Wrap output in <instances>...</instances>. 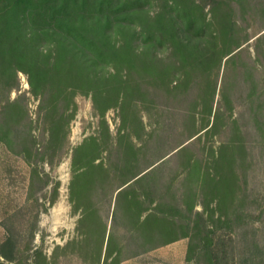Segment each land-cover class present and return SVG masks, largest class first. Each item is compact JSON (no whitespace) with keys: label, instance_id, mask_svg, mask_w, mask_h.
Returning <instances> with one entry per match:
<instances>
[{"label":"trees","instance_id":"trees-1","mask_svg":"<svg viewBox=\"0 0 264 264\" xmlns=\"http://www.w3.org/2000/svg\"><path fill=\"white\" fill-rule=\"evenodd\" d=\"M157 1L0 0V94H7L0 99V143L10 149L21 144L18 152L27 164L52 165L66 152L75 95H91L100 135L72 150L73 211H81L79 223L90 220L96 216L92 207H110L116 194L112 223L120 219L126 226L122 235L112 228L103 249L106 226L100 223L94 264H121L182 238L188 240V264H264V239L255 225L264 222V190L249 193L244 186L240 196L239 181L241 168L252 165L249 143L264 148V85L257 91L244 66L238 71L247 86L241 89L243 111L234 116L229 87L220 92L228 107L213 108L223 62H261L264 33L250 34L247 16L264 12V0ZM18 72L39 99L38 117L48 124L39 146L22 98H7ZM151 85L162 89L164 109L156 106ZM195 88L201 103L183 111ZM69 101L72 114H66ZM110 109L119 110L114 137L105 120ZM221 126L237 136L214 147L208 140ZM241 130L249 139L240 137ZM176 160L181 168L167 185L165 166ZM32 174L46 183L36 168ZM84 242L80 236L56 246L50 258L36 248L29 257L34 264H56L60 254L81 250ZM19 253L18 234L9 231L0 242V264L14 263Z\"/></svg>","mask_w":264,"mask_h":264},{"label":"rangeland","instance_id":"rangeland-1","mask_svg":"<svg viewBox=\"0 0 264 264\" xmlns=\"http://www.w3.org/2000/svg\"><path fill=\"white\" fill-rule=\"evenodd\" d=\"M153 4H158V1L153 0ZM247 24L250 34L258 36L264 33V30L261 29L264 26V12L249 13ZM252 40L250 41L248 52L251 59L254 60V42ZM237 62L238 67L235 64L226 66L224 62L222 63L213 99L214 109L217 107L226 109L228 103L221 97L220 92L224 90L227 93L228 87L229 91L233 89L231 106L233 107L234 116L239 115L243 111L240 103L245 92H241V89L245 91L247 87L245 80L242 79V76L238 75V71L247 66L258 83L257 91H262L264 85V55L261 56V62H246L243 58ZM224 74H227L226 78ZM17 78L18 85L9 93L7 98L10 100L18 96L22 98L28 118L32 121V135L36 139L37 146H39L46 138L47 131H43V128L45 129L48 124L43 118L38 117L37 106L39 99L29 93L26 76L18 72ZM154 89L156 90L154 91ZM150 91H153V94H155L154 101L155 104L157 103L158 109H164L168 104L165 95L162 94V89L152 86L150 87ZM199 93L200 91L195 88L188 101L190 105L185 104L182 109L183 111H186V109L192 110L195 103H201L198 97ZM6 96L7 94H0V99H5ZM71 103L69 101L67 104L68 110L66 114L73 113V103L75 111L66 126V152L52 165L40 162L37 165L33 162L27 164L24 158H22V154L18 152L22 149L21 144L17 143L20 147L12 146L10 149L8 145L0 143V242L8 235L9 231L17 232L20 253L17 256V260L12 264H34L29 255L36 248H41L42 254L50 258L56 246H63L75 239L79 240L80 236L85 239L82 249L80 250L78 247L72 249L71 247L67 250L66 254H60L55 259V262L56 264H94L92 251L96 244L95 239L101 234V224H105L106 226L103 249L112 228L118 235H122L126 229V226L120 219L117 220L115 226L112 223L111 217L115 208L114 199L116 194L113 196L110 207L107 204L101 203L92 207L96 216H93L90 220L88 219L79 223L81 211L79 210L77 213L73 211L74 202H71L69 193L72 150L90 136L100 135L98 132L100 117L93 108L91 95L76 94L73 103ZM197 107L194 110L196 118L199 115L197 111L201 110L200 105ZM118 111V109H110L105 113V120L112 137L116 135L119 126ZM142 120L146 126V117L143 116ZM21 126L22 123L16 125L18 128ZM146 129H148L147 126ZM242 130L239 134L240 137L249 139L248 133ZM236 136L235 130L230 134L227 127L221 126L220 130L208 142L210 145L217 147L220 141L227 140L229 137L235 138ZM194 141L195 138H192L186 144H193ZM249 145L248 147H251L252 165L241 168L243 174L239 171L240 196H242L244 186L249 193H252L253 190L260 194L264 190V154L261 153V151L264 152V148H259L255 143H249ZM34 158L32 155L31 159ZM36 160L37 158H35ZM172 162L165 166L163 173V180L167 185L175 179L177 171L181 168L180 160ZM33 168H36L39 171V176L44 178L46 182L44 185L35 179L32 180ZM244 182L246 185H244ZM55 186L57 189L53 193ZM170 190L172 189L170 188ZM139 192L142 193L143 190ZM52 197H54L53 203L49 205ZM98 198L101 199L99 196ZM40 203H44L47 207L45 212L39 211L38 204ZM197 210H200L199 206H197ZM119 214H121V211ZM144 215L145 213H143ZM97 219L99 220V224L101 223L100 225ZM255 225L257 227V235L263 241L264 222H257ZM187 245V238H182L153 251L140 254L137 257L125 259L121 264H188L186 261ZM100 264H102V260Z\"/></svg>","mask_w":264,"mask_h":264}]
</instances>
